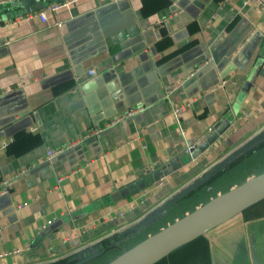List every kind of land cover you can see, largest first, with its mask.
Instances as JSON below:
<instances>
[{
	"label": "crops",
	"instance_id": "0c3cea01",
	"mask_svg": "<svg viewBox=\"0 0 264 264\" xmlns=\"http://www.w3.org/2000/svg\"><path fill=\"white\" fill-rule=\"evenodd\" d=\"M39 3L0 4V180L11 185L0 195V264H49L97 242L121 245L116 237L130 224L264 129V8L77 0L43 22ZM170 87L174 102L192 103L179 120L164 97ZM134 107L142 110L115 121ZM244 110L252 116L235 123ZM225 117L232 124L214 145L154 179ZM165 213L144 233L174 221L163 225ZM261 232L264 218L240 215L206 235L212 264H254L250 236L260 256Z\"/></svg>",
	"mask_w": 264,
	"mask_h": 264
},
{
	"label": "water",
	"instance_id": "95a60500",
	"mask_svg": "<svg viewBox=\"0 0 264 264\" xmlns=\"http://www.w3.org/2000/svg\"><path fill=\"white\" fill-rule=\"evenodd\" d=\"M36 1L40 2L37 5V8H42L43 3L48 2L49 0ZM9 17L10 14H7V18ZM2 21L3 17L0 15V22ZM231 124L232 121L226 117L224 121L217 122L211 130L194 143L189 152H185L181 157H178L158 168L153 173L154 179L159 180L162 177L172 174L181 169L184 164L197 159L221 138V136L230 128ZM261 132H264V129L245 141L240 147L230 152L211 169L205 171L202 175L195 177L192 181L187 183V185L178 190L172 197L163 201L162 204L146 216L144 220L140 219V221L130 224L129 227H127L124 232L119 233V235L124 236L122 234L127 232H130L127 235H135L143 231L144 228L151 223L157 221V219H159L166 211H170L176 202L185 198V196L191 191L207 182L211 176L231 164L238 156L252 148L251 146L254 144V138L259 136ZM219 178L220 176L213 181H216ZM210 183L207 185H210ZM262 200H264V171L213 197L195 210L186 213L182 217L175 219L161 229L151 233L144 239L121 251L106 264H155L179 247L202 235H207L217 227L242 215L247 208ZM99 244L100 243L97 242L87 249L82 250L79 254H76L80 255V258L72 264H87L102 256L106 252V248L99 249ZM261 255H264L262 249ZM261 255L259 256L256 244L253 240L254 264L263 263L260 259Z\"/></svg>",
	"mask_w": 264,
	"mask_h": 264
},
{
	"label": "rangeland",
	"instance_id": "374dc122",
	"mask_svg": "<svg viewBox=\"0 0 264 264\" xmlns=\"http://www.w3.org/2000/svg\"><path fill=\"white\" fill-rule=\"evenodd\" d=\"M258 134V133H257ZM264 140V132H261L259 136L254 138V144L253 146L261 141ZM251 146V147H253ZM264 171V149H262L260 152L256 153L254 156H252L249 160H246L245 162L239 163L233 168L230 167L228 172L225 174L220 175V178L216 181H213L210 183V185H205L201 190L195 192L194 194H191L189 196H186L185 198L179 200L176 202L173 207L170 209V212L166 211L165 215L162 218L163 225L167 224L168 222H171L172 220H175L177 218L182 217L186 213H189L202 204L206 203L213 197L239 185L240 183L244 182L245 180L259 174L260 172ZM219 177V176H218ZM199 187V186H198ZM263 217V216H261ZM252 218V219H258ZM224 225V224H223ZM219 226L213 231L209 232L207 235H211L212 233L218 231L223 226ZM151 232H145L141 231L139 233L140 235L135 238L127 239L126 242L121 243L123 245L122 248L117 249H110L107 250L102 256L98 257L97 259L91 261L87 264H106L110 260H112L115 256H117L120 251L124 250L126 247L129 248V246L135 242H138L139 240H142L145 238ZM130 235H124L123 238H126ZM248 236V235H247ZM252 240L255 241V236H250ZM259 238L263 240L264 238V232H261L259 234ZM259 241V240H258ZM260 242V241H259ZM261 243V242H260ZM232 249L225 251V253H231ZM264 259V257H263ZM53 263V262H52Z\"/></svg>",
	"mask_w": 264,
	"mask_h": 264
},
{
	"label": "trees",
	"instance_id": "16d2710c",
	"mask_svg": "<svg viewBox=\"0 0 264 264\" xmlns=\"http://www.w3.org/2000/svg\"><path fill=\"white\" fill-rule=\"evenodd\" d=\"M262 149H264V140L258 143L257 145L253 146L240 156H238L231 164L224 167L220 171H218L216 174L211 176L207 182L200 185L193 191H191L186 196H189L191 194H194L195 192L201 190L205 185L212 182L214 179H216L218 176L225 174L228 172L230 167H234L239 163L245 162L246 160H249L252 156H254L256 153L260 152ZM185 196V197H186ZM244 219L249 220L252 218H257L264 216V200L256 203L255 205L247 208L242 213ZM124 236H117L116 238L120 242H126V238H123ZM112 242L111 240H105L102 243L99 244V248H110L113 246H117V249H120L123 247V245H118V242L115 241V243L110 244ZM117 242V243H116ZM120 244V243H119ZM80 255H72L71 257L64 258L62 260L49 263V264H72L76 260H78ZM155 264H212L211 259V250H210V241L206 235H202L193 241L179 247L178 249L174 250L172 253H170L168 256L163 258L162 260L158 261Z\"/></svg>",
	"mask_w": 264,
	"mask_h": 264
},
{
	"label": "built area",
	"instance_id": "2783aa9c",
	"mask_svg": "<svg viewBox=\"0 0 264 264\" xmlns=\"http://www.w3.org/2000/svg\"><path fill=\"white\" fill-rule=\"evenodd\" d=\"M77 0H63V1H59L56 3H51L48 4L45 7H42L41 9H39L36 12V15L43 21V22H47L48 21V15L50 13H55L56 11H58L59 9H61L62 7L65 6H69L72 3H75ZM8 2V0H0V4L6 3ZM244 4H252L255 8L257 7H262L264 8V0H243ZM57 26H62V22L58 21L56 23ZM95 71L93 69H91L89 71L90 74H93ZM174 88L170 87L168 89H166L165 93H164V97L169 99L172 103V113L175 116V118L177 120H179L182 116H184L186 113H188L191 110L192 107V103L191 101H185V102H174L172 99V94L174 93ZM142 107H134L132 109H129L127 111H125L122 115H120L115 121H119L121 120L123 117L126 116H132L135 113H137L138 111H141ZM253 114L252 111H242V113H240L239 115H237V117L235 118V123H242L243 121H246L249 117H251ZM102 131L101 128H96L90 132H88L84 138L89 137L91 135L94 134H98ZM181 134L183 136V138L186 140L187 139V132L185 129H181ZM193 147V144H186L185 147V152H189L190 149ZM62 149H56V150H50L48 151L47 154V159L51 160L55 154H58L59 152H61ZM61 180V179H60ZM10 183L7 179H2L0 180V195L1 194H5L8 193L10 191Z\"/></svg>",
	"mask_w": 264,
	"mask_h": 264
},
{
	"label": "flooded vegetation",
	"instance_id": "af4514ba",
	"mask_svg": "<svg viewBox=\"0 0 264 264\" xmlns=\"http://www.w3.org/2000/svg\"><path fill=\"white\" fill-rule=\"evenodd\" d=\"M261 218H264V216H263V217H261ZM261 218H260V219H261Z\"/></svg>",
	"mask_w": 264,
	"mask_h": 264
}]
</instances>
